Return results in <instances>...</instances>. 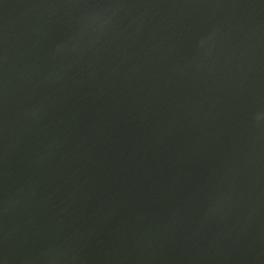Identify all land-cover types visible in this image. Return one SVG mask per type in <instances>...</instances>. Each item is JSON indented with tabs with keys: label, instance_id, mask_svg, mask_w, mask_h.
<instances>
[{
	"label": "water",
	"instance_id": "95a60500",
	"mask_svg": "<svg viewBox=\"0 0 264 264\" xmlns=\"http://www.w3.org/2000/svg\"><path fill=\"white\" fill-rule=\"evenodd\" d=\"M0 264H264V0H0Z\"/></svg>",
	"mask_w": 264,
	"mask_h": 264
}]
</instances>
